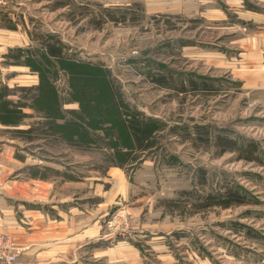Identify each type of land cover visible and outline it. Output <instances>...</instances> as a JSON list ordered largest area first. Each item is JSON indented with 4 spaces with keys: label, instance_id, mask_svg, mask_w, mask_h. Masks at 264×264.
<instances>
[{
    "label": "rangeland",
    "instance_id": "374dc122",
    "mask_svg": "<svg viewBox=\"0 0 264 264\" xmlns=\"http://www.w3.org/2000/svg\"><path fill=\"white\" fill-rule=\"evenodd\" d=\"M195 2L24 0L26 14L35 16L36 38L59 43L69 56L70 61L42 59L36 66L44 82L55 84L61 100L75 102L74 114L82 115L85 106L93 113L110 111L111 101L99 105L108 96L107 81L128 115L140 113L160 126L154 147L135 153L119 133L121 117L92 120L97 142L65 127L84 146L66 153L64 138L44 142L46 157L85 174L91 168L92 178L96 169L122 164L129 190L126 199L109 207L107 226L145 223L170 229L172 264H264V93L246 95L227 70L213 65L211 39L226 36L196 16ZM44 95L51 97L52 92ZM86 115L80 122L87 129ZM218 136L236 141L240 149L255 145V161L237 152L220 155ZM129 154L136 160L127 164ZM228 189L247 203L206 211L192 206L199 197ZM188 191L192 196L182 195ZM172 200L178 208L166 207ZM4 236L12 240L16 254L15 239Z\"/></svg>",
    "mask_w": 264,
    "mask_h": 264
},
{
    "label": "crops",
    "instance_id": "0c3cea01",
    "mask_svg": "<svg viewBox=\"0 0 264 264\" xmlns=\"http://www.w3.org/2000/svg\"><path fill=\"white\" fill-rule=\"evenodd\" d=\"M194 4L196 16L226 36L211 39L213 65L227 70L246 95L264 93V0ZM25 8L24 0H0V236L15 239L11 264L174 263L170 229L120 222L108 228L109 207L126 199L129 190L122 167L96 169L92 178L91 168L85 174L46 157L47 142L64 138L69 153L81 150L84 141L63 129L75 124L76 104L61 100L55 84L44 82L36 63L58 59L36 38L35 16ZM27 131L32 140L23 134ZM101 170L107 173L101 176ZM129 215L136 219L130 210Z\"/></svg>",
    "mask_w": 264,
    "mask_h": 264
},
{
    "label": "trees",
    "instance_id": "16d2710c",
    "mask_svg": "<svg viewBox=\"0 0 264 264\" xmlns=\"http://www.w3.org/2000/svg\"><path fill=\"white\" fill-rule=\"evenodd\" d=\"M65 1V0H63ZM68 2H60L59 5L61 6H66ZM111 17V16H110ZM126 18H123V21H125ZM112 21H116L114 17H111ZM100 23L98 22L97 26H99ZM44 47L47 50V53L52 56L57 58L58 60H64V61H70L69 58H67L63 53V48L60 46V44H54L50 42L49 40H44L42 41ZM163 81V80H162ZM106 85H108V96L103 101L99 102L100 104H104L107 101H111V110L107 111H99L98 113H93L91 109L88 106H85V111L83 112L82 115H77L74 116L75 120H79L84 122L83 120L85 119L84 117H87V113L90 115L88 116L89 121V128H84L82 126V122H80L79 125L75 126L74 125H69L70 127H73L74 131L78 134L81 135H87L88 133L91 134V140L93 142H97L98 138L93 135V130L97 126H94L93 124L90 125L92 120H97V119H104L106 116H117V118L121 117V122L120 128H119V133L122 137V139L128 142L126 144L131 148V151L133 153L135 152H146L149 149L153 148L155 145L154 138L156 136V133L159 131L160 126L157 122H154L153 120H146L144 119L143 115L140 113H133L128 115L127 114V107L126 105L122 102L120 99V95L118 91L115 89L113 84L110 82L106 81ZM192 88L198 90L199 86H197L195 83H191ZM208 86H205L204 89H206ZM180 91L185 92L186 88L182 87ZM110 98V99H108ZM113 103V105H112ZM90 113H93L92 115ZM95 127V128H94ZM68 128V127H67ZM77 128V130H75ZM78 130L82 132H78ZM32 131H27L23 133L29 140H32ZM88 134V135H89ZM87 135V136H88ZM95 139V140H94ZM102 141V140H99ZM216 147L219 150V154L223 155L227 152H237L240 153V157L242 159H245L247 161H255L254 151H255V145L252 146V149L250 148L249 150L245 149H240L238 146V143L234 140H231L225 136H218L216 138ZM132 155H128L127 160H125V163L130 164L134 160H136V157H131ZM115 158V157H114ZM116 159V158H115ZM127 161V162H126ZM122 165V164H121ZM123 168V166H121ZM119 166V165H118ZM182 195H190L192 196V192H183ZM200 199V202L199 200ZM196 199L195 203H192L193 207L197 209V211H206L207 209L213 208V207H220L223 209H228L233 206H241L245 205L247 203L246 199L238 192L228 189L223 193H218V194H209L204 198L199 197ZM177 205H179L175 201H168L166 207L169 209H174L178 208Z\"/></svg>",
    "mask_w": 264,
    "mask_h": 264
},
{
    "label": "built area",
    "instance_id": "2783aa9c",
    "mask_svg": "<svg viewBox=\"0 0 264 264\" xmlns=\"http://www.w3.org/2000/svg\"><path fill=\"white\" fill-rule=\"evenodd\" d=\"M262 55L264 58V49H262ZM14 246L12 240L8 236L0 238V264H11L16 260V254L14 253Z\"/></svg>",
    "mask_w": 264,
    "mask_h": 264
}]
</instances>
